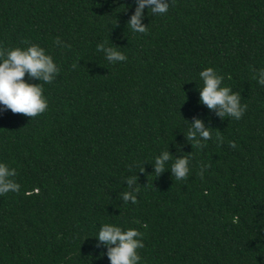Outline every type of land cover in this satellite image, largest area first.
Listing matches in <instances>:
<instances>
[{"label":"trees","instance_id":"16d2710c","mask_svg":"<svg viewBox=\"0 0 264 264\" xmlns=\"http://www.w3.org/2000/svg\"><path fill=\"white\" fill-rule=\"evenodd\" d=\"M136 7L0 0V48L30 41L60 70L44 84L45 113L0 112V163L21 185L0 196V264H111L96 247L104 223L144 234L139 264H264V86L252 79L264 68V0H170L165 15L145 8L144 34L127 28ZM102 42L126 61L109 63ZM209 67L241 93L240 120L200 103ZM195 119L213 129L203 149L185 138ZM165 150L192 154L186 181L171 162L154 175ZM133 175L138 202L125 204Z\"/></svg>","mask_w":264,"mask_h":264},{"label":"clouds","instance_id":"9594fccd","mask_svg":"<svg viewBox=\"0 0 264 264\" xmlns=\"http://www.w3.org/2000/svg\"><path fill=\"white\" fill-rule=\"evenodd\" d=\"M174 2V0H172ZM137 7L134 14L127 23L134 33L144 34L148 27L143 24L145 19V8L149 9L152 15H165L170 7V0H136ZM25 48H0V112L11 111L13 114H23L29 118H35L45 113L48 109V100L44 96V84H51L59 74V68L54 63L53 57L46 53L45 49L30 41H24ZM57 46L70 47L63 44L61 39L57 37L54 41ZM120 47H106L105 43L97 45V51L103 52L109 63H117L126 61L127 57L119 50ZM73 68L77 64L72 65ZM254 71L252 79L257 80L261 86H264V68ZM202 81V87L199 86L200 103L206 105L221 119L230 117L240 120L247 110V104H241V93L234 92L230 87L223 86L224 77L218 75L216 71L209 67L199 73ZM26 77L40 83H28ZM186 140L191 144L193 149H203L206 144L203 141L212 139V128L205 127L204 121L195 119L189 124ZM216 131V141L219 145H223L224 137L219 130ZM231 148H236L235 142H229ZM170 153L169 150L155 158L154 175L160 177L166 172V165L170 163V172L176 181H186L190 173V160L192 154H183L182 158ZM131 170V166H129ZM141 173L145 172V168H141ZM201 179L204 176V166L199 172ZM17 171L9 168L6 164L0 163V196L9 192L19 193L21 185L15 180ZM137 175L130 176L125 183L129 191L121 192L119 198L126 204L129 201L133 204L137 203V194L140 192L141 186L138 183ZM34 191H39L35 189ZM31 193H26L30 195ZM207 194V193H205ZM147 228V225H143ZM144 234L136 229L123 228L104 223L98 232L96 239L99 248L104 245L107 248V257L111 264H139L141 256L139 250L145 247L143 243ZM104 253H101L103 256Z\"/></svg>","mask_w":264,"mask_h":264}]
</instances>
